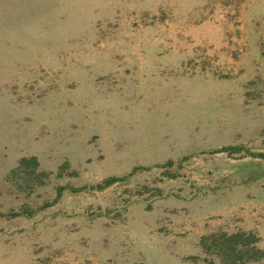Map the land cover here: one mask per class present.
Returning <instances> with one entry per match:
<instances>
[{
  "label": "rangeland",
  "instance_id": "obj_1",
  "mask_svg": "<svg viewBox=\"0 0 264 264\" xmlns=\"http://www.w3.org/2000/svg\"><path fill=\"white\" fill-rule=\"evenodd\" d=\"M245 151L264 153V0H0V264H221L215 233L264 249Z\"/></svg>",
  "mask_w": 264,
  "mask_h": 264
},
{
  "label": "trees",
  "instance_id": "obj_2",
  "mask_svg": "<svg viewBox=\"0 0 264 264\" xmlns=\"http://www.w3.org/2000/svg\"><path fill=\"white\" fill-rule=\"evenodd\" d=\"M229 150L240 152L241 148H230ZM245 153L250 154L252 157H264V153H248V151H245ZM20 163L21 167H29L30 164L35 166V159H23ZM125 179L126 176L110 177L90 188L101 190ZM14 215L16 216L17 213H14ZM258 241L256 235L246 232L215 233L201 238V244L212 250L215 258L221 264H264V249L261 246L258 247Z\"/></svg>",
  "mask_w": 264,
  "mask_h": 264
}]
</instances>
